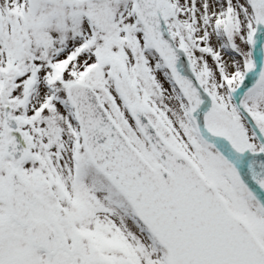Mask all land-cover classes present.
<instances>
[{
    "label": "snow or ice",
    "instance_id": "snow-or-ice-1",
    "mask_svg": "<svg viewBox=\"0 0 264 264\" xmlns=\"http://www.w3.org/2000/svg\"><path fill=\"white\" fill-rule=\"evenodd\" d=\"M0 264H264V0H0Z\"/></svg>",
    "mask_w": 264,
    "mask_h": 264
}]
</instances>
